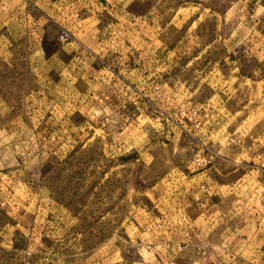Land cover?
Returning <instances> with one entry per match:
<instances>
[{"label":"rangeland","instance_id":"obj_1","mask_svg":"<svg viewBox=\"0 0 264 264\" xmlns=\"http://www.w3.org/2000/svg\"><path fill=\"white\" fill-rule=\"evenodd\" d=\"M0 264H264V0H0Z\"/></svg>","mask_w":264,"mask_h":264},{"label":"built area","instance_id":"obj_2","mask_svg":"<svg viewBox=\"0 0 264 264\" xmlns=\"http://www.w3.org/2000/svg\"><path fill=\"white\" fill-rule=\"evenodd\" d=\"M59 40H65L67 38V34L64 31H61L58 35Z\"/></svg>","mask_w":264,"mask_h":264}]
</instances>
